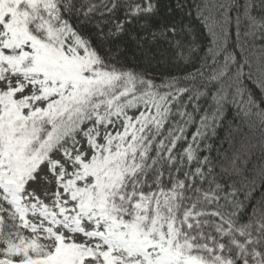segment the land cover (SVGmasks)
Instances as JSON below:
<instances>
[{"label":"trees","instance_id":"obj_1","mask_svg":"<svg viewBox=\"0 0 264 264\" xmlns=\"http://www.w3.org/2000/svg\"><path fill=\"white\" fill-rule=\"evenodd\" d=\"M97 8L84 31L115 77L109 102L164 98L121 158L107 194L112 217L158 231L161 213L172 239L206 264H264V0H99Z\"/></svg>","mask_w":264,"mask_h":264},{"label":"snow or ice","instance_id":"obj_2","mask_svg":"<svg viewBox=\"0 0 264 264\" xmlns=\"http://www.w3.org/2000/svg\"><path fill=\"white\" fill-rule=\"evenodd\" d=\"M98 5L0 0V189L13 219L31 229L29 237L0 230V264H206L172 239L171 226L166 236L111 215L107 194L136 127L122 122V130L108 131L118 119L108 95L115 77L98 64L102 53L89 51L84 31ZM81 136L90 158L77 147ZM53 181L51 207L28 190ZM29 211L40 223L25 219Z\"/></svg>","mask_w":264,"mask_h":264},{"label":"rangeland","instance_id":"obj_3","mask_svg":"<svg viewBox=\"0 0 264 264\" xmlns=\"http://www.w3.org/2000/svg\"><path fill=\"white\" fill-rule=\"evenodd\" d=\"M66 43L72 44L74 41L72 39L66 40ZM81 54L82 50H81ZM130 92V89L125 90L121 93V95H126ZM164 98L161 97H154L151 94H145L139 97L130 98L122 103L118 104V97L112 99L109 104L113 107V111L110 113L113 117H118L116 120V123L108 129V131L112 132L114 130H122L123 124H127L129 121L135 125L136 131L139 130V128L148 121H151L155 119L160 112V109L163 105ZM143 114V115H142ZM115 119V118H114ZM123 122V124H122ZM117 125H120V127H117ZM89 125H85V127H88ZM131 131V130H130ZM101 132H103V129H101ZM132 136H128L125 138V147H128L129 141ZM79 144L77 147L79 148L81 145H84L82 152L87 153L89 158L91 153L87 149V146L85 144V141L83 137H78ZM99 143H103V141H98ZM75 153H73V159H74ZM56 159H61L60 153H56L55 157ZM66 159V158H64ZM71 163V161H69ZM74 168H69V173L74 171ZM70 178V177H66ZM51 180V177H49ZM80 186H82L81 181L78 182ZM56 188V184L53 181L52 183H34L30 184L28 186L29 192H33L35 197L43 202H47L49 206H52V200L54 197H52V192ZM161 199L165 203H170L173 198L174 194L170 192H164L161 195ZM5 194L2 189H0V218L3 219V223L0 224V230L4 232L11 231L14 235L19 234L23 235L25 237H29L31 233V229H24L22 227V223L19 220V217L16 216L15 219H13V212L15 211L14 206H11L8 200H5ZM148 199L145 197H141V200L137 203L139 206L144 207L147 205ZM25 219H28L30 223H40V218L38 215L32 213L29 211L28 215L25 217ZM158 231H162L166 236L168 234L169 226H171L170 221L165 218L161 213L157 214L156 216ZM100 223H103V220L100 221ZM13 225H16V227H13ZM91 230V229H89ZM84 239H92V238H84Z\"/></svg>","mask_w":264,"mask_h":264}]
</instances>
